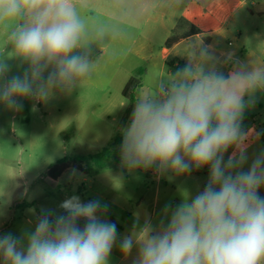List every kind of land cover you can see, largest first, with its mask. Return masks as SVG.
Listing matches in <instances>:
<instances>
[{
  "label": "clouds",
  "instance_id": "9594fccd",
  "mask_svg": "<svg viewBox=\"0 0 264 264\" xmlns=\"http://www.w3.org/2000/svg\"><path fill=\"white\" fill-rule=\"evenodd\" d=\"M184 0H172L180 8ZM88 0H0V104L20 111V99L47 101L54 90L70 92L91 79L95 62L86 51L90 25L81 15ZM99 34V33H98ZM9 59L27 65L7 78ZM201 42L187 63L140 93L123 130L121 160L129 171L155 167L159 174L209 168L195 197L185 196L158 228L146 222L120 248L133 264H264V150L247 171L245 110L264 92V63L234 67L225 76ZM233 149L225 161V153ZM45 211L33 231L0 236L2 264H108L116 225L101 219L106 206L71 196ZM165 216L169 207L164 209ZM85 221L83 227L79 221Z\"/></svg>",
  "mask_w": 264,
  "mask_h": 264
},
{
  "label": "rangeland",
  "instance_id": "374dc122",
  "mask_svg": "<svg viewBox=\"0 0 264 264\" xmlns=\"http://www.w3.org/2000/svg\"><path fill=\"white\" fill-rule=\"evenodd\" d=\"M132 1L88 0L87 7L81 11L90 25L85 44L95 68L91 79L80 88L70 92L54 90L43 102L20 99L23 104L20 111L0 104V220L5 216L9 225L0 236L17 233L25 217L36 225L45 211H51L53 218L67 215L60 205L73 195L82 202L99 200L106 206L101 219L115 225L124 226L125 217L133 214L142 218L136 224L139 228L145 222L158 228L161 221L167 224L171 210L180 205L185 196L191 200L207 185L208 167L193 168L184 174L171 171L159 174L155 167L129 171L122 164L123 130L130 123L138 95L151 89L141 82L142 73H137L139 68L144 71L145 67H140V61L126 53L125 42L118 40L119 34L128 35V43L136 35L139 12ZM5 30L4 33L0 30V46L6 40ZM7 62L10 65L7 78L22 75L27 67L14 59ZM131 77L140 80L133 101L122 96L124 84ZM258 121L257 129L264 133V117ZM115 136L120 138L118 161L112 159L108 167L97 172L92 171L93 167L86 174L69 168L55 180L49 177V168L58 161L98 153ZM262 150L264 140L253 151L246 150V155L252 152L258 155ZM232 152L233 149H229L225 153V161ZM250 165L248 158L243 170L247 171ZM258 194L264 197V187ZM15 203L21 206L15 207ZM7 204L11 209L8 213ZM166 206L169 207L167 216ZM115 246L120 247V243L115 242Z\"/></svg>",
  "mask_w": 264,
  "mask_h": 264
},
{
  "label": "crops",
  "instance_id": "0c3cea01",
  "mask_svg": "<svg viewBox=\"0 0 264 264\" xmlns=\"http://www.w3.org/2000/svg\"><path fill=\"white\" fill-rule=\"evenodd\" d=\"M132 4L139 12L136 35L128 43V35L119 34L118 40L125 42L124 45L128 46L126 53L138 59L140 67H145L144 71L139 68L137 73H142L141 82L146 88H152L159 79L182 68L187 63L190 46L196 41H200L201 47L215 58L216 67L225 76L240 64L264 63V0H184L180 8H174L172 0H133ZM0 30L2 33L6 31L4 27ZM171 36H177L179 40L167 47L165 43ZM262 117L264 92H258L254 106L246 109L243 116V130H251L245 141L246 150L253 151L264 140V133L257 129ZM256 155L250 153L249 162L252 163ZM140 186L137 185L136 189ZM156 196L157 191L154 199ZM14 206L21 204L15 203ZM6 210L7 213L11 210L8 204ZM4 217L0 220V234L9 228ZM141 220L140 216L129 214L124 226L116 225L117 244L132 234L134 226L139 230L136 224ZM78 223L83 227L85 221ZM34 226V222L25 217L13 235L20 237L25 231H33ZM137 255L138 246L134 245L127 256L120 247L113 246L108 264H133Z\"/></svg>",
  "mask_w": 264,
  "mask_h": 264
},
{
  "label": "trees",
  "instance_id": "16d2710c",
  "mask_svg": "<svg viewBox=\"0 0 264 264\" xmlns=\"http://www.w3.org/2000/svg\"><path fill=\"white\" fill-rule=\"evenodd\" d=\"M179 40L177 36H171L167 39L165 46L170 47ZM140 86L138 78L131 77L122 90V96L125 99L133 101L135 90ZM120 138L115 136L108 146L103 147L98 153L87 157H78L72 160H61L52 165L48 170V175L55 180L69 168H74L84 174L93 167L92 171H100L109 166V162L114 159L118 161Z\"/></svg>",
  "mask_w": 264,
  "mask_h": 264
}]
</instances>
